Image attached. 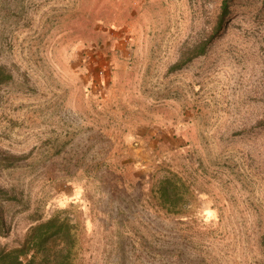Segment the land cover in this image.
Instances as JSON below:
<instances>
[{"label":"rangeland","instance_id":"rangeland-1","mask_svg":"<svg viewBox=\"0 0 264 264\" xmlns=\"http://www.w3.org/2000/svg\"><path fill=\"white\" fill-rule=\"evenodd\" d=\"M0 0V247L53 215L79 264H264V0ZM166 169L189 187L168 214Z\"/></svg>","mask_w":264,"mask_h":264},{"label":"trees","instance_id":"trees-1","mask_svg":"<svg viewBox=\"0 0 264 264\" xmlns=\"http://www.w3.org/2000/svg\"><path fill=\"white\" fill-rule=\"evenodd\" d=\"M230 1L223 0L222 11L217 26L207 36L203 44L196 47L192 54L201 55L209 41L220 29L229 14ZM12 79L10 71L0 65V83ZM157 205L168 214L186 212L189 187L185 181L179 182L177 173L166 169L150 189ZM6 191L0 188V196ZM9 226L0 209V234L7 233ZM77 226L59 215L39 220L28 230L24 240L15 247H0V264H79Z\"/></svg>","mask_w":264,"mask_h":264}]
</instances>
